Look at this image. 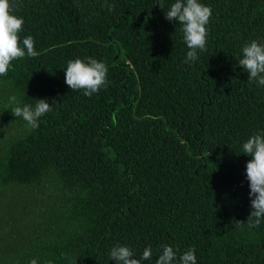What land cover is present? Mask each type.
<instances>
[{"label":"trees","instance_id":"trees-1","mask_svg":"<svg viewBox=\"0 0 264 264\" xmlns=\"http://www.w3.org/2000/svg\"><path fill=\"white\" fill-rule=\"evenodd\" d=\"M160 2L10 0L38 55L0 76V264H116V245L135 258L150 246L142 264H155L165 244L194 248L197 264H264L242 154L264 131V86L237 61L264 43V0H199L212 15L189 64L181 26L165 18L175 0ZM90 57L109 83L87 97L64 70ZM12 95L52 110L29 130Z\"/></svg>","mask_w":264,"mask_h":264},{"label":"clouds","instance_id":"clouds-1","mask_svg":"<svg viewBox=\"0 0 264 264\" xmlns=\"http://www.w3.org/2000/svg\"><path fill=\"white\" fill-rule=\"evenodd\" d=\"M109 11L114 6L105 5ZM159 7L163 10L164 4L161 0ZM10 0H0V76L7 75L12 61L20 58L36 57L34 38L31 35L24 37L21 41L19 33L22 31L23 18L13 14ZM164 11V10H163ZM168 21H177L181 26L183 41L189 49L186 53L184 63L189 64L199 59L198 51L205 49L207 41V25L212 15V9L199 2V0H175L167 11H164ZM21 44L23 47H21ZM239 66H242L248 74L247 81L264 86V43L252 40L242 48L241 57L237 58ZM65 71V83L72 91L83 90V95L91 97L105 87L108 67L105 63L88 58L87 62L76 58L67 62ZM35 106L23 104L15 95L9 97V103L13 105L11 113L16 118H22L29 130L39 127L42 116L52 110L47 99L35 100ZM242 154L249 156L246 162V179L249 181V197L251 212L247 224L251 228L259 227L264 219V131L252 134L242 144ZM243 224V222H239ZM155 264H197L195 249L190 248L183 254L177 256V250L169 245H162ZM110 259L116 264H142V261L152 259L151 247H146L140 256L135 255L130 247L116 245L110 250ZM29 264H37L33 258ZM46 264H52L47 261Z\"/></svg>","mask_w":264,"mask_h":264},{"label":"rangeland","instance_id":"rangeland-1","mask_svg":"<svg viewBox=\"0 0 264 264\" xmlns=\"http://www.w3.org/2000/svg\"><path fill=\"white\" fill-rule=\"evenodd\" d=\"M0 194L1 195H5V194H9V191L8 190H1L0 191ZM6 200L9 201V199L7 197H4L3 199L0 200V205L1 206H4L5 203H6Z\"/></svg>","mask_w":264,"mask_h":264}]
</instances>
